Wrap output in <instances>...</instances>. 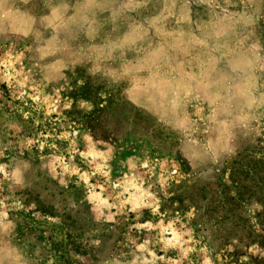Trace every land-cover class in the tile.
I'll return each instance as SVG.
<instances>
[{"label": "rangeland", "instance_id": "1", "mask_svg": "<svg viewBox=\"0 0 264 264\" xmlns=\"http://www.w3.org/2000/svg\"><path fill=\"white\" fill-rule=\"evenodd\" d=\"M250 156L264 0H0V264H264L201 209Z\"/></svg>", "mask_w": 264, "mask_h": 264}, {"label": "trees", "instance_id": "2", "mask_svg": "<svg viewBox=\"0 0 264 264\" xmlns=\"http://www.w3.org/2000/svg\"><path fill=\"white\" fill-rule=\"evenodd\" d=\"M237 173H241V179L236 177ZM230 187L234 189V196L227 194L218 201H210L208 197H204L206 206L201 209H204L209 221L216 219L212 221L213 228L222 231L227 222L235 219L239 210L247 211V207L254 203L257 207L255 219L259 231H255L247 219L241 218V226L236 227L237 231L241 228V235L236 234L237 241L246 248L252 245L264 246V159L257 160L250 156L241 157V161L235 160ZM198 203L199 201H195L194 206ZM210 212L214 217H210ZM229 242L226 239L222 245L228 246Z\"/></svg>", "mask_w": 264, "mask_h": 264}]
</instances>
